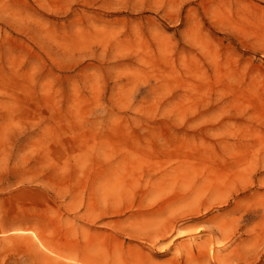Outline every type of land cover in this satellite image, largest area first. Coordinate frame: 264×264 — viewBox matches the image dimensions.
I'll return each instance as SVG.
<instances>
[{"label": "rangeland", "instance_id": "374dc122", "mask_svg": "<svg viewBox=\"0 0 264 264\" xmlns=\"http://www.w3.org/2000/svg\"><path fill=\"white\" fill-rule=\"evenodd\" d=\"M0 264H264V0H0Z\"/></svg>", "mask_w": 264, "mask_h": 264}]
</instances>
